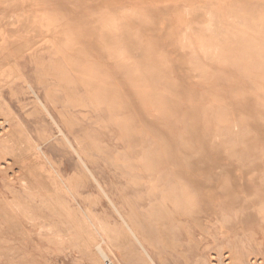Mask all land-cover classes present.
<instances>
[{"label":"rangeland","instance_id":"374dc122","mask_svg":"<svg viewBox=\"0 0 264 264\" xmlns=\"http://www.w3.org/2000/svg\"><path fill=\"white\" fill-rule=\"evenodd\" d=\"M35 94L156 264H264V0H0V264H153Z\"/></svg>","mask_w":264,"mask_h":264},{"label":"bare ground","instance_id":"6f19581e","mask_svg":"<svg viewBox=\"0 0 264 264\" xmlns=\"http://www.w3.org/2000/svg\"><path fill=\"white\" fill-rule=\"evenodd\" d=\"M115 46V45H114ZM121 47V46H120ZM122 50V49H121ZM109 55V54H108ZM128 58V57H127ZM127 60V59H126ZM131 61V60H130ZM127 62V61H126ZM118 63V62H117ZM130 63V62H129ZM134 63V62H133ZM135 66V65H134ZM137 68V67H135ZM139 71V70H138ZM134 72V71H132ZM136 72V71H135ZM140 74V72L138 73ZM80 75V74H79ZM81 78V77H80ZM37 100L39 101L40 105L44 108V110L47 112V114L49 115V117L52 119V121L55 123L59 133L63 136L64 140L67 142V144L73 149V151L76 153L78 159L80 160V162L82 163V165L86 168V170L88 171V173L93 177L94 181L96 182L97 186L99 187V189L102 191V193L105 195V197L108 199L109 203L111 204V206L113 207V209L115 210V212L117 213V215L121 218L122 222L124 223V226L126 228V230L128 231V234H131V236L133 237V239L135 240V242L139 245L140 249L144 252V254L146 255V257L153 263V264H156L153 260V258L151 257L149 251L147 250V248L144 246L143 242L140 240V238L138 237V234L137 232L135 231L136 229L135 228H132V226L129 224V222L124 218V216L122 215L121 211L118 209V207L114 204V202L111 200V198L108 196L107 192L103 189L102 185L100 184V182L96 179V177L93 175L92 171L89 169V167L87 166V164L85 163V160H83L82 156L80 155V153L76 150V148L74 147V145L72 144L71 140L67 137V135L64 133L63 129L59 126V124L56 122V120L53 118V116L50 114V112L48 111L47 107L45 106V104L41 101V99L35 94ZM149 108V107H148ZM145 111V110H143ZM145 113V112H144ZM146 116V115H145ZM65 120V119H64ZM66 121V120H65ZM160 142V141H159ZM2 143V142H1ZM3 145V144H1ZM2 148V147H1ZM161 148H159L160 150ZM2 151V150H1ZM162 151V150H161ZM163 153V151H162ZM47 158V157H46ZM48 160V158H47ZM11 163V162H10ZM169 163V162H168ZM171 166V165H170ZM1 168V166H0ZM4 168V167H3ZM176 168V169H175ZM169 171L175 173V174H178L179 173V170H180V166L179 167H171L168 168ZM18 170V169H17ZM1 172V171H0ZM186 172V171H185ZM178 176V175H177ZM20 179V178H19ZM21 180V179H20ZM176 180V179H175ZM178 180V179H177ZM23 182V181H22ZM176 182V181H175ZM178 183V182H177ZM65 185V184H64ZM161 188V187H160ZM67 190H69L67 188ZM178 193V192H177ZM181 196H180V199L184 200L186 197H185V191L182 190L181 192ZM182 202V201H181ZM18 203V202H17ZM21 204V202H20ZM38 205V204H37ZM17 206V205H16ZM19 207V206H18ZM54 208V207H53ZM60 208V207H59ZM21 209V208H19ZM171 210V209H170ZM172 211V210H171ZM178 215V214H177ZM199 215V213H198ZM26 216V215H25ZM35 217V216H34ZM90 219V218H89ZM39 220V219H38ZM171 221V220H170ZM59 222V221H58ZM48 225V224H47ZM49 226V225H48ZM214 226V225H213ZM67 227V226H66ZM65 227V228H66ZM48 229V228H47ZM58 229V228H57ZM135 229V230H134ZM56 230V229H55ZM140 230V229H139ZM208 230V229H207ZM57 231V230H56ZM67 231V230H66ZM141 231V230H140ZM139 231V232H140ZM50 231L48 230V233ZM142 235V234H140ZM150 236V235H149ZM154 237V236H153ZM160 237V236H159ZM146 238V237H145ZM151 239V238H150ZM162 240V239H161ZM206 240V239H205ZM9 242V241H8ZM205 242V241H203ZM59 244V243H58ZM59 246V245H58ZM173 246V245H172ZM233 247V246H232ZM98 252L102 255V257L105 259V263L107 264H113V262L110 260V258L107 256V254L105 253L104 249L101 247L100 244H98L96 246ZM218 254V253H217ZM216 254V255H217ZM221 257V255H219ZM102 258V259H103ZM223 258V257H222ZM224 258L226 260V264H236V263H239V261L237 262L235 259H231V255L230 254H227V255H224ZM230 258V260H229ZM103 259V260H104ZM217 261V260H216ZM218 263V262H217ZM220 263V261H219ZM224 263V262H222ZM245 263V262H243ZM248 263V262H247ZM245 263V264H247ZM252 263V262H251ZM221 264V263H220ZM225 264V263H224ZM242 264V263H241Z\"/></svg>","mask_w":264,"mask_h":264}]
</instances>
